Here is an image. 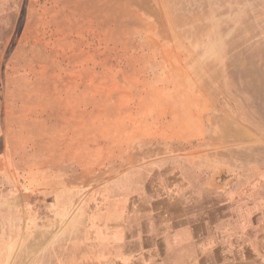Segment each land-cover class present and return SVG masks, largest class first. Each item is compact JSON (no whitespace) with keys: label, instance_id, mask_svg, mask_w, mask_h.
<instances>
[{"label":"rangeland","instance_id":"rangeland-1","mask_svg":"<svg viewBox=\"0 0 264 264\" xmlns=\"http://www.w3.org/2000/svg\"><path fill=\"white\" fill-rule=\"evenodd\" d=\"M0 9V222L18 241L0 243V261L41 264L43 241L138 176L232 175L250 146L264 163V0ZM252 247L264 264V243ZM97 250L76 239L56 252L95 264L77 258Z\"/></svg>","mask_w":264,"mask_h":264},{"label":"crops","instance_id":"crops-1","mask_svg":"<svg viewBox=\"0 0 264 264\" xmlns=\"http://www.w3.org/2000/svg\"><path fill=\"white\" fill-rule=\"evenodd\" d=\"M254 151L253 146L245 149L242 159L248 164L234 166L232 175L202 171L200 176L154 175L147 181L138 176L133 191L108 199L100 213L99 202L90 199L94 204L77 227L64 225L56 238L42 242L47 250L38 262L65 264L56 249L77 239L96 252L106 249L77 263L260 264L262 256L252 246L264 243V163L254 164ZM1 178L0 171V183ZM16 230L3 236L0 222V243H18ZM0 263L12 261L7 257Z\"/></svg>","mask_w":264,"mask_h":264}]
</instances>
